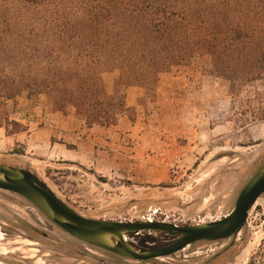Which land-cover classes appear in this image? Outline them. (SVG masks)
Here are the masks:
<instances>
[{"label": "rangeland", "instance_id": "374dc122", "mask_svg": "<svg viewBox=\"0 0 264 264\" xmlns=\"http://www.w3.org/2000/svg\"><path fill=\"white\" fill-rule=\"evenodd\" d=\"M210 67L211 57L205 54L189 65L170 69L169 75L178 71L197 76L199 83L193 87L183 81L169 91L172 85L163 79L162 112L145 100L140 114L162 117L159 127L164 133L143 139L148 154L121 157L117 172L47 157L50 153L43 141L22 162L11 157L21 142L6 148L0 163L34 172L85 217L163 220L177 225L222 218L264 162V118L258 119L264 117V75L248 74L230 94L229 80L205 73ZM117 75L116 69L104 71L105 85ZM20 99L26 97L4 106L13 120ZM263 224L264 193L236 235L198 241L168 256L136 261L71 236L24 197L0 189V264H264ZM174 239L154 230L127 237L146 248Z\"/></svg>", "mask_w": 264, "mask_h": 264}, {"label": "trees", "instance_id": "16d2710c", "mask_svg": "<svg viewBox=\"0 0 264 264\" xmlns=\"http://www.w3.org/2000/svg\"><path fill=\"white\" fill-rule=\"evenodd\" d=\"M205 54V73L229 80L230 94L264 75V0H0V127L28 133L4 109L22 95L74 109L88 127L133 121L126 86L144 89L145 107L160 74ZM113 69L108 92L102 73ZM20 144L13 153L24 154Z\"/></svg>", "mask_w": 264, "mask_h": 264}, {"label": "crops", "instance_id": "0c3cea01", "mask_svg": "<svg viewBox=\"0 0 264 264\" xmlns=\"http://www.w3.org/2000/svg\"><path fill=\"white\" fill-rule=\"evenodd\" d=\"M190 76L180 74L178 71L170 75L169 72L160 74L155 101L152 103L157 106L160 113L163 110L161 96L163 79L169 80V84L172 85L169 91H172L183 81H187V85L191 84L193 87L199 83L197 76ZM116 77L113 76L107 86L105 85L108 92L112 91L113 80ZM124 92L126 104L135 108L136 118L131 121L122 116L118 118L116 124L108 127L86 126L83 118L76 115L74 109L66 113L54 111L47 105L43 95L38 96L36 100L20 99L14 119L28 125L29 131L7 134L4 128L0 127V158L6 155H3L6 148L21 142L25 144L24 154H12L11 157H18L16 160L22 162V159L29 157L31 149L39 147L40 141H43L48 145L50 154L47 157L77 162L81 165L96 164L99 171L117 172L121 167V157L148 154L146 146L142 144L143 139L151 134L155 137V133L159 136L164 133L159 127L163 124L162 117L140 114L144 109L143 105L138 103V99L144 96V89L129 85L125 87Z\"/></svg>", "mask_w": 264, "mask_h": 264}, {"label": "water", "instance_id": "95a60500", "mask_svg": "<svg viewBox=\"0 0 264 264\" xmlns=\"http://www.w3.org/2000/svg\"><path fill=\"white\" fill-rule=\"evenodd\" d=\"M0 189L24 197L65 232L87 244L125 258L147 261L171 255L198 241H217L236 235L249 210L264 193V162L242 186L229 213L216 220L187 225L163 220L120 221L82 216L34 172L4 163H0ZM143 230L164 232L175 239L148 248L127 241V237Z\"/></svg>", "mask_w": 264, "mask_h": 264}, {"label": "built area", "instance_id": "2783aa9c", "mask_svg": "<svg viewBox=\"0 0 264 264\" xmlns=\"http://www.w3.org/2000/svg\"><path fill=\"white\" fill-rule=\"evenodd\" d=\"M263 247H264V244H263Z\"/></svg>", "mask_w": 264, "mask_h": 264}]
</instances>
